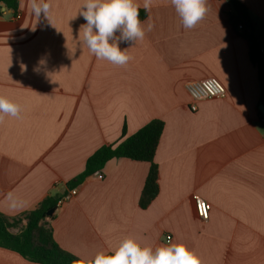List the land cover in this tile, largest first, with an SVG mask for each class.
I'll list each match as a JSON object with an SVG mask.
<instances>
[{
  "label": "crops",
  "instance_id": "0c3cea01",
  "mask_svg": "<svg viewBox=\"0 0 264 264\" xmlns=\"http://www.w3.org/2000/svg\"><path fill=\"white\" fill-rule=\"evenodd\" d=\"M228 1L208 0L192 30L171 0H153L151 21L141 7V22L154 28L131 48L120 44L133 57L126 66L99 60L80 43L83 0H45L51 22L37 19L29 0H18L20 19L1 10L0 95L22 110L0 123V213L22 218L69 193L90 156L161 120L155 201L139 207L149 163L111 159L103 179L89 176L76 197L58 203L49 221L56 242L79 259L131 236L153 249L183 243L202 264H264V92L252 42L232 27ZM238 2L264 39V0ZM205 78L227 92L192 112L186 84ZM9 192L27 208L9 210ZM195 196L211 204L207 221ZM0 264L35 263L0 248Z\"/></svg>",
  "mask_w": 264,
  "mask_h": 264
},
{
  "label": "clouds",
  "instance_id": "9594fccd",
  "mask_svg": "<svg viewBox=\"0 0 264 264\" xmlns=\"http://www.w3.org/2000/svg\"><path fill=\"white\" fill-rule=\"evenodd\" d=\"M185 30L194 29L209 11L208 0H171ZM31 12L38 19L41 14L51 22L52 5L45 0H29ZM153 0H83L79 15L86 21L81 25L80 43L86 45L89 52L99 60H107L116 66H126L133 57L128 49L137 41L144 40L146 33L154 28L148 22L147 27L140 20V9L149 13ZM0 10L8 14L6 5ZM128 42L130 47L121 49L120 44ZM21 106L0 95V123L4 116L21 118ZM7 207L11 211H23L27 202L12 192L6 195ZM74 264H202L201 258L183 243L169 242L153 249L142 247L131 236L124 238L115 248L99 251L93 257H82Z\"/></svg>",
  "mask_w": 264,
  "mask_h": 264
},
{
  "label": "trees",
  "instance_id": "16d2710c",
  "mask_svg": "<svg viewBox=\"0 0 264 264\" xmlns=\"http://www.w3.org/2000/svg\"><path fill=\"white\" fill-rule=\"evenodd\" d=\"M232 9L230 21L237 30L242 24L244 31L241 35L252 42L250 57L253 65L258 69V75L264 92V57L261 54V37L255 32L253 23L249 20L244 6L238 0H229ZM0 5H6L8 10L17 11L18 0H0ZM1 12V10H0ZM146 18V13L140 10V20ZM264 103V93H262ZM164 123L154 120L138 133L124 138L117 146L106 145L98 150L86 161L84 172L67 183L69 191L80 186L86 178L100 172L111 159H130L150 164V171L145 180L139 207L145 210L155 201L159 194V168L154 161L161 136L164 132ZM68 194L56 198L43 200L39 207L20 218H9L0 213V248L18 253L23 259L35 264H74L79 258L67 253L56 242L47 213L58 207V203ZM27 221L25 226L22 222Z\"/></svg>",
  "mask_w": 264,
  "mask_h": 264
},
{
  "label": "built area",
  "instance_id": "2783aa9c",
  "mask_svg": "<svg viewBox=\"0 0 264 264\" xmlns=\"http://www.w3.org/2000/svg\"><path fill=\"white\" fill-rule=\"evenodd\" d=\"M22 16L17 11L15 12V19H20ZM237 31L242 33L244 31V26L242 24L237 25ZM262 48L260 49L261 54L264 57V39H261ZM186 92L188 93L191 104L190 109L192 112L198 111V103L203 100H213L223 98L225 96L226 88L217 78H205L201 80L191 81L186 84ZM259 122L264 125V115L260 116ZM98 180L104 178V175L101 172H97L93 175ZM78 194L77 189L70 191L66 194L62 200L59 201V204L64 202L71 201ZM196 202V210L198 215L204 220L209 219V213L211 210V204L205 201L199 196L194 197ZM27 222V221H26ZM25 222V223H26ZM168 242L171 240V237H167Z\"/></svg>",
  "mask_w": 264,
  "mask_h": 264
},
{
  "label": "water",
  "instance_id": "95a60500",
  "mask_svg": "<svg viewBox=\"0 0 264 264\" xmlns=\"http://www.w3.org/2000/svg\"><path fill=\"white\" fill-rule=\"evenodd\" d=\"M261 111L264 113V106H262ZM56 209H57V208H53V209H51V210L47 213V216H48V217H53V215H54Z\"/></svg>",
  "mask_w": 264,
  "mask_h": 264
}]
</instances>
